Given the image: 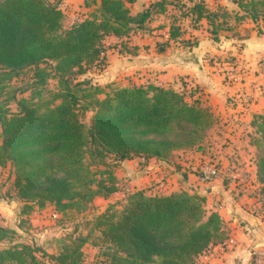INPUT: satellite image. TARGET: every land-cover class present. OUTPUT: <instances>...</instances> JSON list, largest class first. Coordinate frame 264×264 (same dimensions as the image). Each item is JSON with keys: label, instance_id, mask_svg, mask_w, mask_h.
I'll return each mask as SVG.
<instances>
[{"label": "trees", "instance_id": "1", "mask_svg": "<svg viewBox=\"0 0 264 264\" xmlns=\"http://www.w3.org/2000/svg\"><path fill=\"white\" fill-rule=\"evenodd\" d=\"M133 1L99 0L87 17L65 27L60 2L53 6L57 0H0V168L9 167L13 175L20 214L47 204L61 213L84 210L96 197L108 198L119 190L115 170L121 162L168 160L174 151L198 148L216 122L209 107L171 87L132 84L105 91L85 80L71 86L72 78L101 66L107 36L147 32L154 16L169 5L186 7L184 14H194L195 20L206 18L215 37L230 18L264 19V0H232L242 14L223 7L212 11L202 0H189L188 6L179 0L155 1L133 14L127 6ZM92 3L96 0H86L85 6ZM168 36L179 39L180 27L172 24ZM167 45L157 48L163 51ZM122 48L136 53L135 46L131 51L122 43ZM27 72L32 73L26 83L30 93L18 97L10 84ZM51 75L59 90L44 96ZM80 85L90 86L79 95ZM251 125V144L260 148L264 114H256ZM256 169L264 192V153ZM205 199L197 192L149 194L140 189L111 204L91 227L106 246L102 264H197L200 254L229 238L222 217L206 209ZM16 233L0 225V243L8 242L0 248V264H98L84 260L90 234L71 237L54 254L33 243L11 241Z\"/></svg>", "mask_w": 264, "mask_h": 264}, {"label": "crops", "instance_id": "2", "mask_svg": "<svg viewBox=\"0 0 264 264\" xmlns=\"http://www.w3.org/2000/svg\"><path fill=\"white\" fill-rule=\"evenodd\" d=\"M85 1L63 0L60 4L64 14L63 6L73 11L78 7L85 13H72L70 26L99 5V0L90 6H85ZM155 1L161 0H134L127 2V6L136 14ZM179 1L190 5L189 0ZM202 1L212 11L219 7L230 14L239 11L232 0ZM185 9L169 5L164 13L154 16L147 32L138 31L129 38L107 36L104 41L107 64L101 69L104 75L94 80L97 85L107 87L106 91L108 86L132 84L171 87L184 92L189 101L196 99L209 107L216 122L198 148L174 151L168 160L142 157L124 160L115 170L119 190L94 201L124 202L129 193L140 189L149 194L179 191L203 194L206 209L220 214L235 246L228 248L224 242L212 245L200 254L197 264H264L259 257L264 250V192L256 174L257 150L251 144L255 135L251 121L256 114H264V75L255 60L264 55V33H258L255 23L261 29L262 25L249 17L241 22L230 18L215 37L206 18L195 20L194 14H184ZM172 24L181 30L177 40L168 36ZM108 40L114 42L113 46H106ZM164 42L168 45L159 51L157 44ZM188 42L196 45L190 46ZM122 43L131 51L135 46L136 53L121 52ZM97 67L92 69L100 71ZM208 155L214 156L221 171L212 182L203 181L197 173ZM46 206H36L25 217H37ZM52 208L55 209L53 205Z\"/></svg>", "mask_w": 264, "mask_h": 264}, {"label": "rangeland", "instance_id": "3", "mask_svg": "<svg viewBox=\"0 0 264 264\" xmlns=\"http://www.w3.org/2000/svg\"><path fill=\"white\" fill-rule=\"evenodd\" d=\"M62 1L63 0L59 1L60 4ZM63 8L65 11L66 27L70 26L74 19L73 15H71L72 13H78L80 15L85 14L82 13L83 9H79L78 7L75 9V11L69 8V6H63ZM258 24L262 25V29L259 27V25H256V23L255 29L258 31V33H264V19H258ZM113 44L114 42H110L108 40L106 46L111 47ZM262 56L263 55L258 56L255 60L259 71H261V73L264 75V68L260 63ZM105 64H107L106 55L101 66L97 67V69L100 71L91 69L87 74L80 76L78 79H74V81L72 78L70 85L73 86L77 81L82 80L90 82L92 86L97 85L98 82L94 79L101 78L104 75L103 72H101V69L106 66ZM31 74V72H27L12 80L10 87L11 91L14 92L16 96L21 97L22 95H27L30 93V88L27 87L26 83H31ZM89 86L90 85H80L77 87L78 90L76 91H78V94L80 95L81 90H87ZM100 87L105 91L107 89V87ZM58 90V79L54 75H51L47 79L43 95L50 96L51 93H56ZM12 108H14V105H12ZM87 116H89V113ZM256 150L257 152L255 162L258 157L264 153V144L260 148L256 147ZM208 156V159H211L214 163H216L213 160L214 156ZM12 181L13 175L11 174L9 167L0 168V225L6 228H14L18 230L15 235L11 236V241H28L35 245H40L43 248H46L45 250H47L48 253L56 254L61 250L64 241H69L71 237L73 238L79 235L86 236L90 234L89 242L83 247L85 262L102 264L106 261V256L104 254L106 252V246L102 245L99 239L96 237L99 236L100 233L95 230L91 232V227L94 218L102 213L108 206L114 204L116 199H112L110 202L103 201L102 199H96L93 204L88 205L84 210L78 211L76 209H66L64 213L53 209L52 205H48L39 211L37 217L30 219L25 217L26 215L24 216L20 214L22 201L18 198L16 191L13 188ZM185 192L190 193L188 191ZM200 195L204 196L203 194ZM95 243L96 245H94ZM6 245H8V242H1L0 248Z\"/></svg>", "mask_w": 264, "mask_h": 264}, {"label": "built area", "instance_id": "4", "mask_svg": "<svg viewBox=\"0 0 264 264\" xmlns=\"http://www.w3.org/2000/svg\"><path fill=\"white\" fill-rule=\"evenodd\" d=\"M260 63L264 68V55L261 57ZM198 173L203 181L212 182L220 176L221 171L216 163H214L211 159H208L207 162L198 167ZM223 244L228 248H233L235 246V241L229 237ZM259 257L260 259H264V250L259 252Z\"/></svg>", "mask_w": 264, "mask_h": 264}, {"label": "water", "instance_id": "5", "mask_svg": "<svg viewBox=\"0 0 264 264\" xmlns=\"http://www.w3.org/2000/svg\"><path fill=\"white\" fill-rule=\"evenodd\" d=\"M60 0H57V2L53 5V6H56L58 3H59Z\"/></svg>", "mask_w": 264, "mask_h": 264}]
</instances>
